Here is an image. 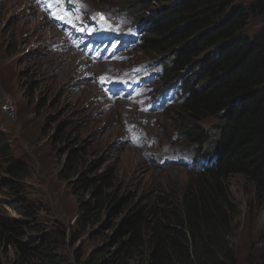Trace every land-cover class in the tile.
Wrapping results in <instances>:
<instances>
[{"label": "trees", "instance_id": "1", "mask_svg": "<svg viewBox=\"0 0 264 264\" xmlns=\"http://www.w3.org/2000/svg\"><path fill=\"white\" fill-rule=\"evenodd\" d=\"M237 1L178 0L145 46L150 51L172 52L176 73L192 68L206 55L200 68L207 84L194 89L180 114L189 124L187 136L199 144L207 141V133L195 124L209 117L219 119L220 163L197 175L180 196L160 197L154 206H132L123 222L106 225L111 229L117 225V229L114 236L103 233L104 247L96 248L87 260L77 256L72 264H238L231 239L239 208L229 178L247 179L255 197L264 202V25L253 35L246 33L250 12L264 14V0L249 5ZM73 147L77 156L84 157L77 142ZM14 162L7 168L13 177L26 176L27 167ZM67 169L71 174L73 167ZM112 180L108 177L106 182ZM92 181L96 184V179ZM111 192L107 200L94 204L100 213L134 200L120 201L116 189ZM91 208L80 203L82 234L101 222L99 211L94 215ZM43 209L28 204L22 208L23 215L32 218L36 236L25 223L0 224V264H68L58 253L61 244L50 234L53 231L44 233L50 222L41 217ZM60 236L64 243L68 237L64 229ZM9 254L13 257L7 261L4 256Z\"/></svg>", "mask_w": 264, "mask_h": 264}, {"label": "rangeland", "instance_id": "2", "mask_svg": "<svg viewBox=\"0 0 264 264\" xmlns=\"http://www.w3.org/2000/svg\"><path fill=\"white\" fill-rule=\"evenodd\" d=\"M13 1L0 3V171L10 172L6 170L10 164H17L14 161L24 164L27 169L31 168L34 175L28 180L30 184L24 195L36 209L40 206L44 208L41 217L50 222L53 231L50 234L61 244L58 253L66 263L72 264L77 256L83 255V259L87 260L96 248L104 247L107 242L103 241V233L114 236L117 225L111 229L106 226L108 223L123 222L134 205L154 206L159 203L160 197L180 196L197 174L174 165L158 167L157 163L153 166L145 163L149 167L146 169L149 174L146 170H137L144 167V161L136 158L135 150L108 151L111 131L95 138L93 144L90 132L85 131L91 123L81 108L83 95L68 94L64 85L60 86L54 81L63 82L55 71L51 77H47L49 65L40 60L45 52L36 46L42 40L41 35L32 30L29 37V31L22 28L23 11L11 7ZM87 1L97 8L99 4L114 0ZM130 1L139 4L131 7L133 13H143L151 21L154 18L158 20L161 13L167 14L178 0H153L150 3L145 0ZM253 2L255 0H238L237 4L249 5ZM250 16L246 33L253 35L263 27L264 14L250 12ZM24 28L29 29L30 25ZM142 56L138 54L139 58ZM205 57L202 55L189 68L192 88L207 84L202 79L200 68ZM44 60L56 66L54 55H46ZM60 67L64 70L65 63ZM178 107L170 108V113L161 116L159 127L152 129L151 133L172 140L176 148H191L192 145L183 136L176 141L172 138L176 132L181 134L178 124L184 120ZM140 117L143 118L144 114L140 113ZM218 123V118L209 117L195 124L209 131L207 144L212 146L219 140L214 132ZM183 124L181 129L188 131L189 126ZM75 142L82 149L80 152L84 157L76 155ZM68 165L73 167L69 175ZM72 173L73 178L66 180L65 177L69 178ZM108 177L113 179L112 182H106ZM84 179H88V182L83 183ZM94 179L96 184L92 181ZM228 184L239 208V216L235 220L236 233L231 239L237 263L264 264V202L255 197L253 184L241 175H232ZM111 189H116L120 201L131 200V197L134 200L128 206L121 203L116 210L112 208L108 213H100L99 205L94 204L107 200V195L112 194ZM81 202L91 204L92 214L99 211L101 220L99 224L89 226L84 234L78 223ZM22 223L31 226L32 232H35L32 222L23 218ZM62 229L68 236L64 243L60 240ZM12 257L9 254L4 259L10 261Z\"/></svg>", "mask_w": 264, "mask_h": 264}, {"label": "clouds", "instance_id": "3", "mask_svg": "<svg viewBox=\"0 0 264 264\" xmlns=\"http://www.w3.org/2000/svg\"><path fill=\"white\" fill-rule=\"evenodd\" d=\"M28 172H29V170L27 171L26 176H24V175H20V176L28 178L27 177ZM8 174L11 175L10 173H8ZM27 204L29 206L35 207V205L33 203L29 202L28 199H26L25 195L19 196L18 199H16V201L14 202V204L10 206L9 211L5 214V217L0 222V224H3V225H7L8 223L9 224L10 223L19 224V223H22L23 218L30 221L32 218L27 219L22 213V208H24V206H26ZM9 216H13L14 218H9ZM22 224H24V223H22ZM24 225H26V224H24ZM50 231H51V227H50V225H47L45 227L44 233H48ZM33 235L36 236V232H34Z\"/></svg>", "mask_w": 264, "mask_h": 264}, {"label": "bare ground", "instance_id": "4", "mask_svg": "<svg viewBox=\"0 0 264 264\" xmlns=\"http://www.w3.org/2000/svg\"><path fill=\"white\" fill-rule=\"evenodd\" d=\"M103 37H106V39L111 38V40H112L115 37V35H111L110 36L109 34H107V35H103ZM138 115H140V113H138ZM207 147H209L208 144H199V145H196V148H198V149H203V148H207ZM6 171H8V169Z\"/></svg>", "mask_w": 264, "mask_h": 264}, {"label": "snow or ice", "instance_id": "5", "mask_svg": "<svg viewBox=\"0 0 264 264\" xmlns=\"http://www.w3.org/2000/svg\"><path fill=\"white\" fill-rule=\"evenodd\" d=\"M97 15H99V16L101 17V19H103V15H102V14H99V13H98Z\"/></svg>", "mask_w": 264, "mask_h": 264}]
</instances>
